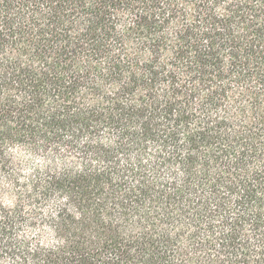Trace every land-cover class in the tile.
I'll return each instance as SVG.
<instances>
[{
	"label": "trees",
	"instance_id": "16d2710c",
	"mask_svg": "<svg viewBox=\"0 0 264 264\" xmlns=\"http://www.w3.org/2000/svg\"><path fill=\"white\" fill-rule=\"evenodd\" d=\"M0 264H264V0H0Z\"/></svg>",
	"mask_w": 264,
	"mask_h": 264
}]
</instances>
